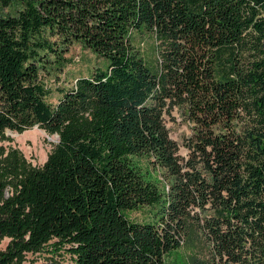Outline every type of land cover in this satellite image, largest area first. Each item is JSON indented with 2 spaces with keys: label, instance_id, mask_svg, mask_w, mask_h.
I'll use <instances>...</instances> for the list:
<instances>
[{
  "label": "trees",
  "instance_id": "16d2710c",
  "mask_svg": "<svg viewBox=\"0 0 264 264\" xmlns=\"http://www.w3.org/2000/svg\"><path fill=\"white\" fill-rule=\"evenodd\" d=\"M0 6L16 7L0 13V134L58 137L40 167L16 153L0 163V264L46 245L74 264H264V0ZM136 34L156 41L154 67ZM73 42L105 65L50 103L43 71L69 62ZM175 109L191 127L185 157L167 126ZM144 156L165 191L133 162ZM144 206L154 222L125 214ZM198 237L203 253L167 259Z\"/></svg>",
  "mask_w": 264,
  "mask_h": 264
},
{
  "label": "rangeland",
  "instance_id": "374dc122",
  "mask_svg": "<svg viewBox=\"0 0 264 264\" xmlns=\"http://www.w3.org/2000/svg\"><path fill=\"white\" fill-rule=\"evenodd\" d=\"M15 11L16 7L3 8L0 6V13L2 15H13L16 13ZM134 45L136 49H139L148 64L153 67L157 65L156 41L152 36L148 34H136ZM63 54L69 62H66L62 66L52 65L47 71H43L44 82L52 91L47 97V101L50 103H56L59 99L60 93L58 89L70 87L74 84L77 77L89 76L96 67H103L105 65L102 58L97 57L77 42H73ZM171 116L172 118H167L170 136L178 143L180 155L185 157L187 156V139L191 134L190 124L178 109H175ZM57 140L56 134L49 135L37 126L22 133L6 130L0 134V163L4 162L5 157L7 159L13 153H16L31 167H40ZM133 162L147 180L155 183L161 191L166 190L168 180L164 170L152 164L151 160L145 156L133 157ZM5 195H8L7 191ZM155 210V208L144 206L136 210L125 211V214L133 221L154 222L157 218ZM9 241L8 237L2 238L0 240V250H4ZM194 242L195 246L192 242H189L182 245L178 250L172 251L167 256V259L182 263L188 260L192 253H203L206 242L201 237H198ZM20 264H74V262L71 255L65 250V247L59 250H51V246L46 245L38 252L25 253Z\"/></svg>",
  "mask_w": 264,
  "mask_h": 264
}]
</instances>
